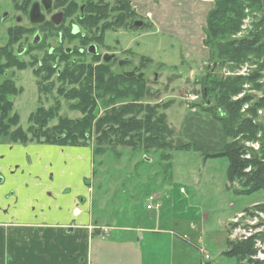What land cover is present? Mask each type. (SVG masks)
I'll return each instance as SVG.
<instances>
[{
  "label": "rangeland",
  "instance_id": "374dc122",
  "mask_svg": "<svg viewBox=\"0 0 264 264\" xmlns=\"http://www.w3.org/2000/svg\"><path fill=\"white\" fill-rule=\"evenodd\" d=\"M129 1L109 0V7H112V9L109 8V22H113L109 30V42L116 47L114 50L129 49L138 56L137 58L145 60L142 70L146 76L144 86L153 95L141 98L140 101L159 104L162 109L167 108L165 112L169 124L176 131V136L172 148L163 151H146L143 147L127 144L109 145L105 141L101 142L103 132L100 133L96 127H93L87 136L90 143L81 145L89 147L86 150L91 152L92 158V174L86 187L89 192L88 197L92 202L91 210L104 218H109L114 214L129 215L141 211L142 203L145 204L147 199L151 205L156 203L157 194L159 197L162 196L161 199L165 200L162 204H165L169 202L168 198L172 195L174 183L177 182L189 188L191 199L199 207L203 216L202 220L194 223L192 232L206 235V242L210 241V248L206 247V242L205 248L216 251L222 241L227 243L229 236L237 239L244 235V232L245 234L249 233L248 227H252L249 230L252 233L264 232V190L241 194L236 193V189L239 188L238 182L230 185L228 180L229 161L227 157L217 156L224 150L230 137L227 136L222 122L215 118L212 112L215 110L218 115L224 117L227 115L215 107L219 89L214 90L209 96L210 104H208L200 83L205 73H212L211 69L214 68V64L216 65L212 73L214 77L224 78V72L230 73L226 76H233L242 68H247L248 72L258 69L259 65L264 64V56L251 55L240 64L237 61L220 64L216 63L217 60H212L210 49L204 43L207 18H204L203 15L211 4L209 0ZM118 2L126 5L125 12H119ZM213 3L212 9L215 7V2L213 1ZM131 7L134 8V11L131 10ZM192 7H195V13ZM129 11L133 12L128 13ZM192 12L195 17L194 21L189 18ZM245 12L246 16L241 29L234 37L246 36L252 30L253 22L261 16L259 12L250 8ZM121 13L125 17L122 22L117 20ZM134 19H141L143 25L134 27L132 25ZM124 57L126 56L124 55ZM36 63L34 62L33 74L29 71H17L22 76V80L25 78L24 90L28 93L32 92L34 97L37 95V98L33 97L32 106L29 105L28 108L23 104V97L17 98L18 121L14 125H9L11 134L0 136V150L11 151L10 156L5 159L8 157L15 159L25 174L30 173V175H22V178H20L19 172L16 178L13 176L14 174H11L12 172L6 174L5 183L0 184V202L4 200L3 205L6 206L4 208L3 205H0V211L5 213H10L15 201L19 202L21 199L26 203L29 199H33V195L41 196L42 176L38 171L35 172V169L34 173H31L30 168H34L35 159L37 162L42 160V151L39 152L35 148L38 149L37 145L45 140L41 134L48 128H41L40 132L35 128L32 142L23 144L18 141L14 143L10 139L18 125H22L25 129L30 126V118L35 114L39 100L40 105L38 104L37 108L40 110L39 113H42L43 109L46 111L56 110L55 118L48 124L50 126L57 125L60 119L74 120L83 118L84 115L80 111V108H84L82 104L81 106L78 104L77 108L75 105L68 107L64 103H60L58 91L60 89L56 86L61 85L52 73L50 84L55 88L52 93H48L49 99L47 100V96L44 94L45 97H43L42 92L38 93V86L41 82H38L40 75L35 76L37 74ZM205 63L208 65H204ZM115 76L113 80H117ZM82 83L92 84L93 87L94 123L105 117L114 107H120L131 101L128 97L121 98L119 96V91H117L119 89L115 83V85L111 84L109 92L106 90L107 82L100 85L98 78L96 85L93 78L91 81ZM119 88L122 89V87ZM259 88L263 90H259ZM122 90L128 92L127 88ZM241 93L256 97L263 96L264 71L262 78L256 84H246ZM38 95H40L39 98ZM237 96L234 95L233 98L236 99ZM208 106L212 107V109H208L210 111L205 110ZM85 111H89V109ZM258 122L264 126L263 114L259 116ZM259 136L257 134L249 139L246 135H240L243 139L246 138L243 141L247 146L257 145L260 148V145H264V141ZM183 145H189V147L180 148ZM11 167L15 168V166ZM25 177L29 181H26ZM9 185L15 186L16 189L9 192ZM30 186H34L36 190L30 189ZM19 187L21 190H18ZM256 203L261 207L255 206ZM171 210L172 207L169 204L163 208L164 213L168 215L171 214ZM232 221L233 224L238 222L237 225L229 224L227 226ZM0 226L5 230L16 228L15 223L11 222L0 223ZM104 229L107 230L106 227ZM6 234L8 235L9 232ZM207 236H210V239ZM261 245L264 248V241ZM258 258L260 257L258 256ZM4 260L7 263L10 261V259Z\"/></svg>",
  "mask_w": 264,
  "mask_h": 264
},
{
  "label": "crops",
  "instance_id": "0c3cea01",
  "mask_svg": "<svg viewBox=\"0 0 264 264\" xmlns=\"http://www.w3.org/2000/svg\"><path fill=\"white\" fill-rule=\"evenodd\" d=\"M209 1L204 18L214 6L213 1ZM192 8L195 13V7ZM193 12L189 17L191 21L195 20ZM37 146L41 149L35 150L42 151V160L35 159L30 171L34 173L35 169L42 176L41 196L33 195L26 203L21 199L15 201L10 213L0 211V223L11 222L16 226L9 230L0 226V264L201 263L202 252L197 242L202 236L205 244L206 235L192 230L203 216L187 186L175 182L169 202L165 204L157 194L152 208H147V199L141 211L104 218L91 210L86 188L92 174L91 152L86 150L89 147L46 143ZM0 154L7 157L11 151L0 150ZM11 166H15L16 170L11 173L15 178L18 172L20 178L30 175L9 157L0 164V170L6 175L13 169ZM14 188L9 185L8 191ZM30 189L36 190L34 186ZM0 203L3 205L5 201ZM167 204L172 207L170 215L163 211ZM206 243L210 248V241ZM208 250L212 258L209 264H238L235 257L225 254V241L216 251ZM3 256L10 259L9 263Z\"/></svg>",
  "mask_w": 264,
  "mask_h": 264
},
{
  "label": "trees",
  "instance_id": "16d2710c",
  "mask_svg": "<svg viewBox=\"0 0 264 264\" xmlns=\"http://www.w3.org/2000/svg\"><path fill=\"white\" fill-rule=\"evenodd\" d=\"M211 1L215 2V7L207 17L204 43L210 49L212 60H217L216 63L220 64L228 61H237L240 64L251 55L263 57L264 12L262 0ZM248 8L259 12L261 16L253 22V28L246 36L234 37L241 29L246 16L245 10ZM259 66L258 69L247 75H231L224 78H215L214 74L207 72L200 80L203 95L208 104H210L209 96L214 90L219 89L215 107L227 117L218 115L215 110V113L211 112L215 118L222 122L230 141L217 156L227 157L229 183L232 185L234 182H238L239 188L236 189V193L241 194L264 190V145L255 149L245 144L243 140L246 138L240 137V135H246L252 139L250 137L259 134L261 140L264 141V126L258 122L259 116L262 114L264 116V95L256 97L245 93L240 97L237 96L244 90L246 84H256L262 78L264 64ZM54 71L55 69L52 70V72ZM115 81L112 80L109 87L111 84L115 85L117 83ZM99 84L103 85L102 79H99ZM92 88L91 86L88 91L83 90L80 97V106L86 104L84 108H80L84 114L83 118L78 120L60 119L57 125L50 126L48 124L55 118L56 110H43L42 113H39L40 110H36L30 118L31 124L28 129L18 125L10 140L14 143L20 141L26 144L33 141V138L28 136L29 132L33 133L35 128L39 129V132L43 128H48L41 134L45 139L42 141L43 143L81 146L90 143L87 138L88 133L90 134L93 127H96L98 132H103L101 142L105 141L109 145L127 144L143 147L146 151H163L173 147L176 131L169 124L165 112L167 108L162 109L159 104L140 101L141 98L153 95L146 86L135 88L130 83L127 93L117 87L120 95H116L121 98L128 97L131 101L120 107H114L105 117L95 123L93 122L95 99ZM259 90L263 89L259 88ZM234 95L237 96L236 99L233 98ZM245 105L248 107L244 110ZM86 109L89 111H85ZM208 109H212V107L205 108V110ZM259 110H262L263 113L259 114ZM9 134H11L9 125L0 124V136ZM183 147L187 148L189 145H183L180 148ZM255 206L261 207L260 204ZM237 223L231 225L234 226ZM248 229L251 230L252 227H248ZM263 241V231L252 233L250 236L242 235L237 239L228 237L225 254L235 257L238 264H264V260L257 257L260 251L257 244Z\"/></svg>",
  "mask_w": 264,
  "mask_h": 264
},
{
  "label": "flooded vegetation",
  "instance_id": "af4514ba",
  "mask_svg": "<svg viewBox=\"0 0 264 264\" xmlns=\"http://www.w3.org/2000/svg\"><path fill=\"white\" fill-rule=\"evenodd\" d=\"M117 7L119 12L126 10L124 3L118 2ZM109 8L112 9L109 0H0V124L17 123L19 96L27 108L32 106L34 94L24 90L25 78L22 80L17 70L33 74L34 62H37L35 76L40 75L38 82H41L38 93L49 99L55 88L50 84L54 74L61 85L56 86L60 89V103L68 107H79L82 91L92 86L82 82L92 78L95 85L97 78L107 82V92L115 75L118 88L128 90L130 83L144 87L145 60L129 49L116 51L109 42L113 25L109 22ZM123 18L121 13L117 20L122 22ZM137 21L142 20L134 19V27ZM33 133L29 132L31 138ZM5 160V154H0V164ZM0 176L3 177L0 184L5 183L6 175L1 170Z\"/></svg>",
  "mask_w": 264,
  "mask_h": 264
},
{
  "label": "built area",
  "instance_id": "2783aa9c",
  "mask_svg": "<svg viewBox=\"0 0 264 264\" xmlns=\"http://www.w3.org/2000/svg\"><path fill=\"white\" fill-rule=\"evenodd\" d=\"M247 71V72H246ZM246 72V73H245ZM225 74H230V73H226L224 72ZM248 69L247 68H242L240 72L236 73V75H246L248 74ZM232 74V73H231ZM234 75V74H233ZM243 94H239L238 97L242 96ZM248 107V105H245L244 106V110ZM259 114H262V110H259L258 111ZM255 149H258L259 147L257 145H252ZM153 205L149 204L147 207L148 208H152ZM238 221V220H236ZM252 234L251 231H249V233H246L244 232V235H247V236H250ZM198 247H199V250L202 252V260H201V263L200 264H209L210 260H211V254L209 252V250L207 248H205V245H204V238L202 236L199 237L198 239ZM262 243L259 242L257 245L258 247L260 248V251L258 253V256L264 260V248L262 247L261 245ZM257 256V257H258Z\"/></svg>",
  "mask_w": 264,
  "mask_h": 264
},
{
  "label": "water",
  "instance_id": "95a60500",
  "mask_svg": "<svg viewBox=\"0 0 264 264\" xmlns=\"http://www.w3.org/2000/svg\"><path fill=\"white\" fill-rule=\"evenodd\" d=\"M262 5H263V12H264V0H262ZM142 25H143V21H137L135 23V26H137V27H140ZM215 67H216V65L214 66V68L212 69V71H214ZM1 181H3V177L0 176V182Z\"/></svg>",
  "mask_w": 264,
  "mask_h": 264
},
{
  "label": "bare ground",
  "instance_id": "6f19581e",
  "mask_svg": "<svg viewBox=\"0 0 264 264\" xmlns=\"http://www.w3.org/2000/svg\"><path fill=\"white\" fill-rule=\"evenodd\" d=\"M207 1V0H206ZM208 69V68H207ZM213 73V72H212ZM219 76V75H218Z\"/></svg>",
  "mask_w": 264,
  "mask_h": 264
}]
</instances>
